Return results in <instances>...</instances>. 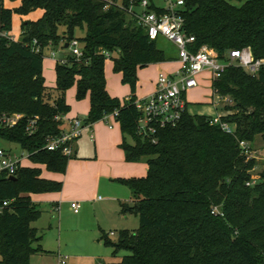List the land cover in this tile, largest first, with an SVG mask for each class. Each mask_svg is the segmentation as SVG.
Masks as SVG:
<instances>
[{
  "label": "trees",
  "instance_id": "16d2710c",
  "mask_svg": "<svg viewBox=\"0 0 264 264\" xmlns=\"http://www.w3.org/2000/svg\"><path fill=\"white\" fill-rule=\"evenodd\" d=\"M1 1L0 32L13 30L15 14L40 9L43 16L22 22L19 41L0 40V141L19 145L32 164L20 166L14 180L0 177V264H31L33 255L47 253L36 247L41 237L31 224L42 211L30 195L63 190V182L42 177L40 166L61 175L73 159L44 147L48 138L62 135L59 118L71 112L67 92L74 87L77 101L90 96L84 123L114 116L126 161L149 167L146 177L115 180L130 189L133 204L123 203L122 212L139 216L140 229L123 230L117 242L107 241L118 258L111 264H264V163L253 174L259 162L240 147L242 141L253 148L264 140V69L254 77L230 66L212 83L214 93L234 103L225 106L229 114L222 117L233 134L188 110L177 126L157 127L144 136L136 107L138 71L174 57L128 12L143 0H121L122 9L108 10L104 0H20L18 8ZM150 2L151 11L164 12ZM184 17L187 32L196 37L194 50L207 45L225 59L231 50L250 48L256 59L264 58V0H185ZM79 31L85 32L81 38ZM73 39L83 56L57 62L56 87L46 86V51L65 49ZM104 52L122 86L129 87L128 98L110 93ZM13 114L23 115L15 127L2 124L3 115ZM36 117L37 130L30 134L28 122ZM254 175L257 182L249 186Z\"/></svg>",
  "mask_w": 264,
  "mask_h": 264
},
{
  "label": "rangeland",
  "instance_id": "374dc122",
  "mask_svg": "<svg viewBox=\"0 0 264 264\" xmlns=\"http://www.w3.org/2000/svg\"><path fill=\"white\" fill-rule=\"evenodd\" d=\"M3 4L9 8H18L21 5V1L4 0ZM157 5L165 6L164 0H157ZM43 16L42 10H36L28 15L15 14L13 18V35L16 40L21 38V25L23 21H37ZM85 32L79 31L76 36L78 38L83 37ZM159 46L163 49L168 56L176 57L178 55L177 47L170 41L161 38ZM53 48V52L56 53L59 58L65 54L70 53L68 49H62L58 47ZM52 50V49H51ZM50 50V51H51ZM50 52L49 56L52 57ZM70 55V54H68ZM71 56V55H70ZM174 60L169 61L165 65L164 63H158L149 65L144 69V79L146 84H156L160 74L169 75L175 69L173 64ZM107 62V61H106ZM113 64L107 62L106 73L109 83L113 82L116 78L113 73ZM44 76L46 77L47 84L51 87L56 86L55 68L50 67L48 59L44 62ZM200 85L198 88L191 90L187 94L189 102V113L191 115H199L215 118L218 115L221 117L227 116L229 112H226L225 106H233V102L224 105V107L218 105L217 108L214 104L219 102V96L214 94L212 88V82L208 78L207 81L204 78H199ZM210 81V82H209ZM121 84V83H120ZM69 92V93H68ZM67 92V95L72 92V89ZM121 95L122 84L116 91ZM144 93L145 90L139 87L138 93ZM143 95V97H145ZM137 99L140 96L137 95ZM144 100V98H143ZM82 120V118H80ZM115 120V119H114ZM111 124L116 125V121H112ZM85 132V131H84ZM86 133L78 140H84ZM1 148L6 150H12L18 156L27 155L22 151L18 145L0 141ZM255 152V158L259 162V166L253 174H259L262 170V164L264 163V140L259 138L257 143L253 147ZM26 165L31 166V162L27 161ZM139 166L146 168L148 174L149 167L145 162H139ZM69 168L62 176L65 187L66 178L70 176ZM257 176V175H254ZM83 196L79 195L75 198H71L69 203H65L63 200L59 209L56 205H52L48 201V197L44 194L39 198L32 196V200L38 206V209L42 211L41 216L32 222V226L39 229L38 236L41 237V241L36 244L40 246L44 251L46 250L50 255L47 257H35L34 264H59V261L63 258H67V264H111L117 262L118 258L113 257V249L107 244V241L117 242L119 239V233L123 230L138 231L140 229V218L135 214L123 213L122 204L125 200H129L132 197L130 189L126 186L119 184H108L105 182L99 183L96 186H92L90 180L83 183ZM53 196L60 198V194H54ZM123 199V200H122ZM132 199V198H131ZM72 202L81 204V210L79 214H75L71 209ZM128 204H133L132 201ZM111 233H115L114 236ZM106 234L108 237H104Z\"/></svg>",
  "mask_w": 264,
  "mask_h": 264
},
{
  "label": "built area",
  "instance_id": "2783aa9c",
  "mask_svg": "<svg viewBox=\"0 0 264 264\" xmlns=\"http://www.w3.org/2000/svg\"><path fill=\"white\" fill-rule=\"evenodd\" d=\"M164 1L166 3L165 6H159L153 2L156 8L164 10L163 13L151 11L149 9L152 5L150 0H143L138 7L131 6L128 10L136 19L138 25L144 27L151 41L164 38L172 42L178 51V70L169 75L160 74L155 92L147 99H137L136 101V107L142 114L139 119L140 133L144 136L153 135L157 127H175L182 121L189 107L187 94L189 91L199 87V78H202L204 74H209L207 79L209 78L213 83V81L221 78L230 66L243 68L249 75L254 77L259 76L260 72L264 69V58L256 59L250 48L231 50L226 54L225 59H220L216 52L207 45L202 46L197 51L194 50L196 37L190 35L185 28V0ZM1 2L0 0V4ZM104 4L105 10H108L111 6L123 8L121 0H104ZM1 39L17 42L16 37L13 35V30L0 32ZM67 44L69 45L68 50H70L72 57L80 59L83 56L78 39H73ZM33 48L36 53L40 52L37 40H34ZM103 54L106 56L107 61L111 60L109 53L104 52ZM52 57L57 59V54L53 52ZM57 62L65 64L66 59L65 57L58 58ZM1 68L0 62V73ZM218 96L219 102L215 104L217 106L224 107V105L233 102L229 97ZM22 118L23 115L21 114L3 115L1 122L6 127L13 128ZM110 118L114 119V116H107L105 119ZM59 119L63 121L64 126L67 120L66 116ZM69 123L70 130L65 131L62 129L63 133L61 136L48 138L44 149L62 151L68 157L73 156L75 142L83 136V131L87 127H90V124H86L78 118L70 120ZM210 123L212 125H219L228 134H233L234 132L233 127L229 123L224 122L220 115L215 118L211 117ZM37 124V117L29 120L27 131L30 134H34L37 130ZM90 139L92 141L95 140L93 133L90 134ZM240 147L242 154L248 159L255 158V152L248 142H240ZM19 148L21 147L19 146ZM29 157L30 153H27L26 156H18L12 150L0 148V177L7 179L16 177L19 167L24 166ZM253 179L252 183H248L249 186L257 182V176H254ZM4 205L6 206L7 203H4ZM80 208L81 205L79 203H71V209L74 213H79ZM111 235L114 236L115 233H111ZM59 264H67V258L61 259Z\"/></svg>",
  "mask_w": 264,
  "mask_h": 264
},
{
  "label": "crops",
  "instance_id": "0c3cea01",
  "mask_svg": "<svg viewBox=\"0 0 264 264\" xmlns=\"http://www.w3.org/2000/svg\"><path fill=\"white\" fill-rule=\"evenodd\" d=\"M154 3H157V0H154ZM50 52H53V48H50L48 51H46V57L44 59V62L46 59H48L50 67L56 68L57 59L59 58V56L57 55V59H55L49 56ZM68 54H65L63 57L67 56ZM173 60H174L173 64L175 65V69H173L172 72H175L179 68L178 55L174 57ZM107 62L112 63L114 66L112 60H108ZM164 64L170 65L172 63L164 62ZM112 73H113V69H112ZM144 73H145L144 70L138 71L139 79L137 83L136 97L137 95L140 96L139 98H142L141 100H143V98L144 99L149 98L155 92L157 87L155 83L152 85L145 83V79L143 75ZM113 75L116 78L113 79V82L109 83L106 73V77L108 80V88L110 93L122 99L128 98L130 96L129 87L122 86V92L120 95L116 91L121 86L120 84L121 75L114 73ZM55 77H56V72H55ZM207 77H209V74H204L202 76V78H204L205 81H207ZM46 86L51 87L47 84V80H46ZM55 87L56 86L51 88H55ZM139 87L145 90L146 95H144V93L141 92L138 93ZM143 95L145 97H143ZM67 102L71 106V112L66 116L67 120L64 123V126L62 127V129L65 131L70 130V123H69L70 120L75 118L78 119L82 118V120L84 121L88 117L90 111V96H87L86 99H84L83 101H77L76 87H74L72 88V92H70V94L67 95ZM214 106L217 108V105L214 104ZM112 121L115 120L113 118H110V119L101 120L95 124H90V127H87L84 130L85 132L83 131V133H86L85 139L77 140L75 142L73 159L69 162L68 165L70 176L66 178L65 187L63 183L62 192L44 194L46 197H48L47 200L50 201L52 205H56L58 209L62 204V202H59L58 199L63 200L65 203H69V200L71 198H75L76 196L79 195L83 196L84 189L82 187H83V183L86 182L87 180H90L92 186H96L97 184L102 182L108 184L111 183L119 184L118 182L115 181L116 179L142 178L145 175L146 168L143 166H139L138 165L139 162L128 163L126 161L124 152L120 148V145L122 143V134L120 131L119 124L117 123L116 125L113 126V124H111ZM110 126H112V128H110ZM91 133H93L94 135V139H95L94 141L90 139ZM40 168L42 169L43 178L63 182L62 176L64 174L60 175V174L50 173L46 171L44 166H40ZM54 194H60V198L53 196ZM30 196L31 197L35 196L39 198L40 196H42V194H36ZM130 201H131V197L129 198L128 201L125 200L123 203H128ZM34 202L37 203L36 201ZM44 255L45 257H47V255L50 254L47 252L45 254L38 253L33 255L31 259V264H34L35 257L41 258L44 257Z\"/></svg>",
  "mask_w": 264,
  "mask_h": 264
},
{
  "label": "water",
  "instance_id": "95a60500",
  "mask_svg": "<svg viewBox=\"0 0 264 264\" xmlns=\"http://www.w3.org/2000/svg\"><path fill=\"white\" fill-rule=\"evenodd\" d=\"M68 47H69V45H68V44H66V45H65V49H68ZM10 179L14 180V179H15V177H12V178H10Z\"/></svg>",
  "mask_w": 264,
  "mask_h": 264
}]
</instances>
